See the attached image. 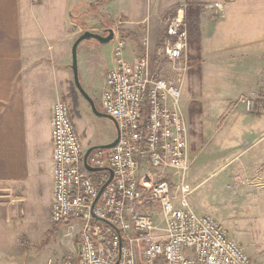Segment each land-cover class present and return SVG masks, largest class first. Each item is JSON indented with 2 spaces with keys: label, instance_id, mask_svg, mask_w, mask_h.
Returning a JSON list of instances; mask_svg holds the SVG:
<instances>
[{
  "label": "built area",
  "instance_id": "2783aa9c",
  "mask_svg": "<svg viewBox=\"0 0 264 264\" xmlns=\"http://www.w3.org/2000/svg\"><path fill=\"white\" fill-rule=\"evenodd\" d=\"M215 7L222 10L220 4ZM165 26L157 60L170 63L175 78L161 74L149 49L127 59L126 42L118 40L97 109L115 120L120 139L114 148L88 157V165L100 169L97 177L84 166L85 150L69 104L58 100L52 106L51 219L78 224L80 235L75 255L58 264H261L191 204V130L182 107L187 71L182 61L190 43L183 6Z\"/></svg>",
  "mask_w": 264,
  "mask_h": 264
},
{
  "label": "crops",
  "instance_id": "0c3cea01",
  "mask_svg": "<svg viewBox=\"0 0 264 264\" xmlns=\"http://www.w3.org/2000/svg\"><path fill=\"white\" fill-rule=\"evenodd\" d=\"M60 1L61 7L51 6V0H41L37 5L30 0H0V264H24L8 261L9 219L14 205L19 206L21 201L29 205L32 199L43 194L50 203L51 213L54 190L51 109L59 100L62 80L71 76L74 37L85 30L99 32L86 27L72 32L74 12L81 21H88L96 14L103 19V26L114 22L108 26L116 30L113 44L82 42L78 47H83L81 54L79 52L80 69L102 73V92L107 72L114 66L118 40H124L117 34L119 26L133 32L124 40L129 60L141 56L146 49L155 53L165 38L164 19L173 13L171 10L188 2L224 4L225 18L221 22H212L208 13L200 17L203 57L205 36L209 32L213 44L224 48L230 61H235L232 57L240 48H252L253 61L261 65L256 67L257 75L253 80L245 78L243 83L240 78L237 84L233 82V86L218 92L212 109L207 107L208 101L201 88L193 99L185 92L184 83L182 107L185 115L192 114L196 106L201 107L200 113L209 112L215 124L222 112L233 108L232 103L240 96L256 94L264 78V0H167L164 6L162 0H158L150 24L146 17H140L136 0L130 2L129 18L123 16V21L113 10L122 0ZM91 6L96 7L94 14H91ZM166 13L169 14L164 17ZM103 26L101 28L106 29ZM186 59L182 66L195 62ZM160 71L166 77L178 76L170 63ZM235 114L234 110L231 118L237 117ZM116 136L117 131L111 132L105 139L90 145L110 144ZM78 226L75 225L77 230Z\"/></svg>",
  "mask_w": 264,
  "mask_h": 264
},
{
  "label": "rangeland",
  "instance_id": "374dc122",
  "mask_svg": "<svg viewBox=\"0 0 264 264\" xmlns=\"http://www.w3.org/2000/svg\"><path fill=\"white\" fill-rule=\"evenodd\" d=\"M131 1L135 0H122V4L113 10L118 12L120 17L129 18ZM165 1L167 0H162V6L165 5ZM30 2L37 5L41 0L38 3L33 0ZM136 2L140 17H146L147 23L150 24L158 7V0H136ZM61 3L60 0H51V6L61 7ZM189 4L192 3L179 5L171 12L183 6L187 21L192 15ZM216 4L222 5L221 11L215 7ZM200 5L203 14L208 13L212 22L219 23L225 18L223 3ZM95 8L91 6V14H94ZM168 14L166 13L164 17ZM73 15L71 30L74 33L86 27L97 29L99 32L89 31L106 36V30L111 29L109 27L114 23L108 24L109 27L103 26V19L96 14L89 17L88 21H81L77 12ZM162 25L165 26L164 22ZM101 26L106 29L103 30ZM117 34L120 38L128 40L133 32L119 26ZM79 36L80 34L75 36L74 41ZM85 42L96 41L89 40L83 43ZM113 42L114 40L110 43L113 44ZM161 47L162 45L155 53L149 50L154 62H157L156 67L160 64L159 69L168 65L167 61L157 60V52ZM82 48L78 49L77 55L80 83L98 106L102 94V73L80 69ZM200 51L198 55L195 47L189 45L186 60L195 59V62L184 65L187 71L184 72L183 88L193 99L201 88L208 101L207 107L209 105L211 109L212 103L219 97L218 92L230 88L233 82L237 84L240 78L243 83L245 78L248 81L253 80L257 75L256 67L261 65L253 61L252 48L249 50L240 48L238 52L235 51L238 54L232 57L235 61H230L229 54L224 52V48L213 44L209 32L206 33L204 42L205 57H203L202 49ZM126 57L129 59L127 52ZM199 57L200 59L196 60ZM191 65L193 67L189 69ZM69 74L70 77L62 80L60 85L62 90L59 91L58 96L59 100L69 104L72 121L86 152L92 147L91 143L103 140L111 132H116V127L112 121L99 118L92 113L90 105L74 85L71 70ZM243 99L254 102V106L248 108ZM263 102L264 78L256 94L240 96L232 103L233 108L230 107L229 110L222 112L215 124L209 112L200 113L198 109L201 110V107L196 106L192 114L185 115L191 130L189 152L191 166L187 180L193 189L190 198L193 208L199 214L212 216L233 239L243 246L251 259L261 264L264 263V112L261 109ZM234 110L237 117L231 118ZM97 175L98 173H93L94 177ZM18 204L20 207L14 205L15 209L11 211L9 219L8 261L24 264H58L62 259L75 255L80 241L79 230L76 229L78 224H75L76 227L65 225L58 227L54 224L51 219L50 203L43 194L36 200L32 199L29 205L23 201Z\"/></svg>",
  "mask_w": 264,
  "mask_h": 264
},
{
  "label": "water",
  "instance_id": "95a60500",
  "mask_svg": "<svg viewBox=\"0 0 264 264\" xmlns=\"http://www.w3.org/2000/svg\"><path fill=\"white\" fill-rule=\"evenodd\" d=\"M107 35L103 36L99 33H95L92 31H84L74 42L73 46H72V64L70 66V69L73 72V78H74V85L76 87V89L78 90V92L83 96V98L88 102V104L90 105L91 111L92 113L99 117V118H105L108 119L110 121H112L116 127V131H117V136L116 139L111 142L110 144L107 145H101V146H92L90 147L86 152H85V156H84V166L86 168L87 171H89L90 173H96L99 172L100 169L98 168H92L88 165L87 163V159L88 157L95 151L97 150H109L114 148L120 139V131L118 129V125L115 122V120L113 118H111L110 116L103 114L102 112H100L97 109L96 103L94 102V100L85 92V90L83 89L81 83H80V79H79V72H78V61H77V55H78V47L79 45L84 42V41H89V40H94L100 44H108L110 42H112L115 39V31L113 29H107L106 30ZM112 176L110 177V179L108 180V182L102 186V188L100 189V192L96 198L95 204L97 203V201L99 200L104 188L106 187V185H108V183L110 182Z\"/></svg>",
  "mask_w": 264,
  "mask_h": 264
},
{
  "label": "trees",
  "instance_id": "16d2710c",
  "mask_svg": "<svg viewBox=\"0 0 264 264\" xmlns=\"http://www.w3.org/2000/svg\"><path fill=\"white\" fill-rule=\"evenodd\" d=\"M189 6L192 9L191 12V19H187L188 24H189V43L190 45L195 47V50L197 52V54H200V50H201V29H200V17L203 14V10L201 8L200 4L197 3H192L189 4ZM199 58H197L196 60H199ZM195 60V59H194ZM58 227H61L62 224H57Z\"/></svg>",
  "mask_w": 264,
  "mask_h": 264
}]
</instances>
